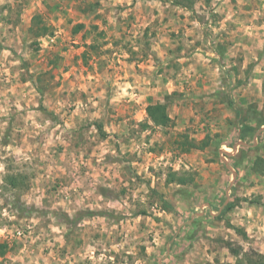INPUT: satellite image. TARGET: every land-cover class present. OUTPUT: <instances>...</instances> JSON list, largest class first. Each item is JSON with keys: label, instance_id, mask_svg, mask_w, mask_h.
<instances>
[{"label": "rangeland", "instance_id": "1", "mask_svg": "<svg viewBox=\"0 0 264 264\" xmlns=\"http://www.w3.org/2000/svg\"><path fill=\"white\" fill-rule=\"evenodd\" d=\"M175 1L0 0V264L264 255V0Z\"/></svg>", "mask_w": 264, "mask_h": 264}, {"label": "trees", "instance_id": "2", "mask_svg": "<svg viewBox=\"0 0 264 264\" xmlns=\"http://www.w3.org/2000/svg\"><path fill=\"white\" fill-rule=\"evenodd\" d=\"M180 1H183L185 3L184 6L190 7V8L193 6V4L195 2V0H176L175 5H182V3ZM37 20L40 23L42 22L41 19L37 18ZM83 27H84V25L77 26L76 31L83 29ZM48 31H49V29L46 26H41V28L38 29L37 37H40L42 35H44V36L48 35L49 34ZM92 48L94 49V47H92ZM214 51L218 54V56L220 54L224 53V49H222L221 47L214 49ZM166 100H167L166 102H157V103L150 104L149 106H147V108H146L147 120H146V123L144 124L145 129H148L149 122L152 123L155 127H161V128H167V127L172 125L173 120L169 114V106L171 105V96L169 95L168 97H166ZM262 124L264 125V123H262ZM242 127H243V129H242V133H243L242 140H245V138H247V136L253 135L257 132V129H254L253 126L245 125ZM183 145H185L184 146L185 151H189L188 149H190V148H197V149H202V147L205 148L206 146L209 145V142L205 140L202 142V146H196L194 141L189 140L188 142H184ZM258 162H259V164H258ZM258 162L256 161V164H255V170H254L255 172L260 170L259 168L263 167V166L259 167V165H260V163L264 162V159L261 158V159H259ZM263 173H264V171H263ZM9 181H10L11 185H13V186L16 185V179L14 177H11ZM192 182H193V179H192L191 175H187V173L180 175L176 171H170L167 174V178H166V184L167 185L177 183V184H180L182 186H185L187 184H191ZM164 203H167V202H164ZM231 208H232V204L226 206L224 208V210L221 211V214H219V216H217V218L221 219L222 215L224 214L223 212L225 210H230ZM235 255L238 256L239 252L235 251ZM254 255H255V257L249 258V261L251 263H253V264H264V255L263 254L254 253Z\"/></svg>", "mask_w": 264, "mask_h": 264}, {"label": "water", "instance_id": "3", "mask_svg": "<svg viewBox=\"0 0 264 264\" xmlns=\"http://www.w3.org/2000/svg\"><path fill=\"white\" fill-rule=\"evenodd\" d=\"M236 148V147H235ZM233 175L235 176L236 174H235V172H233Z\"/></svg>", "mask_w": 264, "mask_h": 264}]
</instances>
